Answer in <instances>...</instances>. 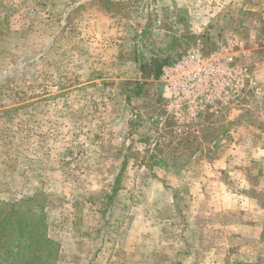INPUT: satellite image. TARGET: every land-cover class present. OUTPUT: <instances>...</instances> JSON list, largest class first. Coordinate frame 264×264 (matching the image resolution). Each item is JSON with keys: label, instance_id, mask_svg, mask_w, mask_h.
Masks as SVG:
<instances>
[{"label": "rangeland", "instance_id": "obj_1", "mask_svg": "<svg viewBox=\"0 0 264 264\" xmlns=\"http://www.w3.org/2000/svg\"><path fill=\"white\" fill-rule=\"evenodd\" d=\"M113 1L0 0V199L44 192L55 264H264V0Z\"/></svg>", "mask_w": 264, "mask_h": 264}, {"label": "trees", "instance_id": "obj_2", "mask_svg": "<svg viewBox=\"0 0 264 264\" xmlns=\"http://www.w3.org/2000/svg\"><path fill=\"white\" fill-rule=\"evenodd\" d=\"M97 3L109 12L120 9L119 1L97 0ZM66 8L70 10L64 20L67 21L66 26H69L73 20L71 12L78 7L72 3ZM174 48L176 51L171 53L173 55L165 53L163 58L154 56L144 66L141 65V78L156 79L161 75L163 65L178 60L181 49L176 46ZM146 82L135 81L131 92L139 93ZM45 202V194L39 190L21 197L0 199V264H55L58 261L60 244L48 225Z\"/></svg>", "mask_w": 264, "mask_h": 264}, {"label": "built area", "instance_id": "obj_3", "mask_svg": "<svg viewBox=\"0 0 264 264\" xmlns=\"http://www.w3.org/2000/svg\"><path fill=\"white\" fill-rule=\"evenodd\" d=\"M191 61H200L198 55L189 52L174 65H170L163 69L161 78L164 82V88L166 90L178 93L181 89L184 91L186 88H192L194 86L192 81H194V79L197 78L199 74L197 72H193L198 71V69H194L189 74H185V71ZM177 74L181 75L178 79H175L174 76Z\"/></svg>", "mask_w": 264, "mask_h": 264}]
</instances>
